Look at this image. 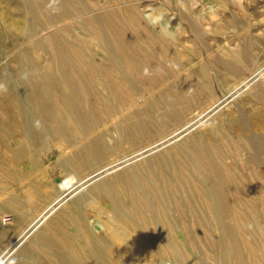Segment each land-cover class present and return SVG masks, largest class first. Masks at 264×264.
I'll list each match as a JSON object with an SVG mask.
<instances>
[{
  "label": "bare ground",
  "instance_id": "1",
  "mask_svg": "<svg viewBox=\"0 0 264 264\" xmlns=\"http://www.w3.org/2000/svg\"><path fill=\"white\" fill-rule=\"evenodd\" d=\"M23 2L26 9L22 15L25 18L37 17L45 13L44 10L51 14L47 15V23L39 29H24L23 26H17V23L13 26V22L5 25L6 32L11 35L13 42H25V46L17 52L11 50V53H8L9 57L12 56V60L19 64L15 74L11 77L0 75L16 87L9 100L10 109L1 107L0 116L4 119H15L13 128L26 136V141L24 140L13 153V163L26 159L32 165L29 173L40 170L39 159L48 163L47 168H51L53 162L63 168L70 161L75 164L77 162V165L83 168L98 164L104 158L106 145L103 139L104 134L108 132L105 130L94 137L91 132L104 122L101 112L114 115L124 112L115 122V126L127 137L134 136L142 125L151 124L146 99L150 96L156 98L155 86L164 83L168 73H173L178 79L179 88L173 89L170 85L164 87L159 94V102L166 105L180 104L188 102L194 95H199L198 99L209 100L204 110L206 112L218 106L224 97L220 91L214 94L215 88L205 66H201L198 71L190 69L189 73H176L180 61L174 42L165 37H153L146 26L136 20V16L128 15L129 11L128 14L123 12L122 16L117 17L113 10L105 9L106 12L99 17L84 18L80 22V27L85 29L86 35L96 32L98 26L100 28L96 33L103 58L98 61L95 52L87 51L75 37L77 35L74 36L73 24L66 28L67 34L63 35L58 30L65 18L80 12V6L77 5V10H72V2L65 0ZM125 24L133 27L137 35H141L142 41L135 38L137 35H131ZM105 29L108 34L104 35L102 32ZM160 30L162 33L166 32L163 27ZM124 48L143 52L136 61L122 59L118 52ZM235 57L241 59L237 52ZM22 73H27L26 80L21 79ZM249 74L238 86L251 80L252 75ZM138 85L143 86V90L136 92V95H139L134 100L130 94L135 93ZM252 94L259 96L255 88ZM113 98L119 99L116 104L113 103ZM132 100L141 101V105L133 107L135 102ZM171 110L180 120L186 116L184 107L173 106ZM197 113L198 111L191 113V120L182 121V127L186 128L197 122L200 115ZM161 115L163 117L165 113ZM143 116L146 118L141 119ZM37 120L41 125L39 130L35 124ZM209 123V132H200L195 142L187 145L176 144L167 155L156 153L147 164H140L132 169H129L132 164L129 168L123 166L116 175L92 186L89 201H86L88 195L79 194L72 200L70 208L49 219V214L54 212L53 206L75 190L74 182L77 176L67 169L53 176L52 186L53 183L57 184L61 190L58 196H53L49 188H44L40 182H34L33 190L42 199H49L46 209L25 228H30L41 218H44L43 221L47 220L46 227L39 229L37 234L36 244L41 250V258H35L31 254L34 245L32 240L21 249L19 256L8 264H54V260L59 264H81L76 256L82 254H88L101 264H162L151 250V239L155 237L150 236V231L151 227L159 222L167 228L165 224L169 221L166 216L170 213L167 208L181 212V217L187 212L193 213L196 207L200 211L203 209L209 215L210 222L218 223L224 234L235 228L244 230L249 223L248 216L254 211L252 208L257 207L258 201H264V187L260 184L259 172L261 162L253 154H247L246 166L240 164L241 170L232 168L227 159L238 161L243 156L242 149H246L244 142L238 139L237 133L230 129V124L220 115ZM41 133L58 137L61 142L67 144L64 150L68 148L69 152L65 154L64 150L56 148L60 151L49 149L46 155L36 156L29 153L27 147L32 144L30 138H35ZM85 134V141H78V136L83 137ZM248 143L253 146L251 141ZM46 148L47 146H42L43 151ZM104 169L106 167L88 173L79 179L78 184L83 186L84 181ZM0 172H5L1 166ZM14 178L18 179L20 175H14ZM231 195L236 198L234 202L229 198ZM248 201L251 203L245 208L243 203ZM184 204L190 205V210L185 209ZM248 208H251V211ZM47 209H50L49 213ZM17 213L19 217H23L20 212ZM193 217L195 219V216ZM194 219L191 223L193 228L198 224L202 225L203 222L198 220V217ZM182 221L186 224L185 218ZM19 224L17 221L15 226ZM96 228L102 229L103 232H97ZM169 228L171 226H168ZM159 237L164 254L172 252L177 256L181 244L169 237L168 233ZM255 246L256 248L253 244V247L249 248L248 258L253 264H264V252L258 248V244ZM61 247L66 253L58 255L55 259L49 251L56 252ZM231 256L230 253L229 262ZM245 258V255L241 256V259ZM184 260L186 261L185 258ZM196 263L199 262H191ZM231 264L242 263L232 259Z\"/></svg>",
  "mask_w": 264,
  "mask_h": 264
},
{
  "label": "rangeland",
  "instance_id": "2",
  "mask_svg": "<svg viewBox=\"0 0 264 264\" xmlns=\"http://www.w3.org/2000/svg\"><path fill=\"white\" fill-rule=\"evenodd\" d=\"M65 1L72 2V10L73 8L77 10L76 6H80V12L65 18L60 23L58 30L63 35L67 34L66 28L73 24L72 31L75 32L74 36L77 35L75 37L81 43L78 42L84 45L87 51H94L95 58L98 61L103 58L102 47H100L101 45L97 40L98 33H96L100 28L98 26L96 32H90L86 35L85 29L80 27V22L84 18L99 17L106 12L105 9L113 10L117 17L122 16L123 12L129 13V16H136V20L141 22L142 26H146L153 37H165L174 42L177 57L180 61L179 66L176 68V73H189L190 69L198 71L201 66H205L215 88L214 94L216 95L217 91H220L224 97L218 106L206 112L204 110H206V103L209 100L198 99L199 95H194V99L191 98L187 100L188 102L166 105L164 102L158 101L160 92L167 88V85H170L173 89L179 88L178 79L173 73H168L166 74L168 80L166 79L164 83H159L155 86L156 98L150 96L146 99L149 107L148 118H150L151 124L142 125L136 130L134 136L127 137L121 132L120 128L115 126V122L121 118L124 112H119L115 115L104 111L101 112L100 115L104 122L93 129L91 136L102 134L105 130L108 132V134H104L103 142L106 147L102 161L87 168L78 166L77 162L76 164L71 161L67 162L65 168L61 165L56 166V163L53 162L52 167L47 168L48 163L43 159H39L40 170L35 173H29L32 165L26 159L20 158L19 162L13 163L14 151L27 138L20 131L13 128L14 126L12 125H14L15 119L11 120L9 117L4 119L0 116V166L5 171L4 173L0 172V264H8L13 258L18 257L21 249L32 240L34 245L32 246L31 254L35 258H41V250L36 244V241H38L37 234L39 229L46 227L47 220L43 221L44 218H41L30 228H25L46 209L49 199H42L33 190L32 184L34 182H40L44 188H49L53 196H58L61 190L57 187V184L53 183L54 187L52 186L53 176L57 172L65 171L66 169L77 176L76 183L74 182L75 190L68 193L53 206L54 212L49 214V219L62 212V210L70 208L72 200L79 194L88 195L86 201H89V193H91L92 186L99 181H104L116 175L124 167L129 168V165L132 164L129 168L132 169L137 165L147 164L157 154L167 155L176 144L187 145V143L195 142L200 132H209V122L218 115L230 124V129L237 133L238 139L244 142V148H246L242 149L241 153L243 156L238 161L228 158L227 163L232 168L241 170L240 164H244V166L247 164L246 155L253 154L261 162L259 170L260 184L262 188L264 187V114H262V111H264V0ZM23 3V0H0V75L2 77H11L19 66L18 63L12 60V56L9 57L11 53L9 51L17 52L25 46V42H13L11 35L6 32V23L12 24L13 22V26L17 23V26H23L24 29H39L47 23V15H51L50 12L44 10V7L45 13L34 18H25L23 15L26 7ZM127 11L129 12L127 13ZM157 17H162V20L158 23L154 22ZM121 22L123 23V21ZM125 26L130 34L132 33L133 36L137 35V31L133 27L129 24H125ZM161 27L165 28L169 34L168 32L162 33ZM102 33L104 35L108 34L107 29ZM137 36L135 38L142 41V38L140 39L141 35ZM141 52L143 51L124 48L119 50L118 55L122 59L129 58L136 61L137 57L142 54ZM236 52L241 55V59L235 57ZM248 74L249 76L252 75L251 80L238 86L248 77ZM2 77L0 76V84L4 83L7 91L0 92V108L10 109L9 100L13 89L16 87L11 82L2 79ZM254 88L258 90L259 96L252 94ZM232 89L233 91H231ZM141 90H143V86L138 85L135 93L130 94L131 96L133 95L132 98L134 100L139 95L138 93L136 95V92ZM118 100V98H113L112 101L116 104ZM134 100L132 102H135ZM23 101L25 102L24 98ZM153 104H156V106H153ZM140 105L141 101H136L133 107H139ZM178 105L184 107L186 111V116L181 117V120L171 110L173 106ZM195 111L200 114L197 122L183 128L182 123L187 119L191 120L193 117L191 113ZM161 113H165V115L162 117ZM145 118L144 116L141 117V119ZM9 120L14 122L11 123ZM85 136L87 134L83 137L78 136V141L82 139V142H84ZM248 141H251L253 146ZM30 142L32 144L27 147V150L36 156L40 154L46 155L49 149L60 148V150H64L67 146L58 137L45 136L43 133L35 138H30ZM44 145L47 148L43 151L42 146ZM60 150L56 149L55 151L59 152ZM68 152V148L64 150L65 154ZM105 167L106 169L84 181L83 186L78 184L79 179L81 180L88 173ZM14 175H20V178L15 179ZM219 181L221 182V178ZM229 198L233 202L236 200L235 196L232 195ZM250 203V201L244 202L243 206L246 208ZM91 204L93 205V203ZM184 206L185 209L190 210V205L184 204ZM50 209H47L48 213ZM197 210L199 215L196 214ZM248 210L251 211V208H248ZM252 210L254 211L248 216L249 223L244 230L235 228L224 234L218 223L210 222L209 215L203 209L200 211L196 207V212L191 213L192 216L189 214L190 212H187L186 215L181 217V212L167 208V211L170 212L166 216L169 221L165 224L167 228L161 226L163 225L162 222L156 223L154 227H151L150 236L157 237L156 239H151L153 243L151 250L159 257L162 264H191L192 261L199 262L196 264H231L232 259L242 264H253L248 258L249 248L253 247V244L256 248L255 245L258 244V248L264 252V201H258L257 207L252 208ZM17 212H20L23 217H19ZM5 215H12L10 223H3L2 219ZM193 216H195V219L198 217V220L203 222L202 225L198 224L196 228H193L191 224L193 222L192 219H194ZM183 218L186 219V224L182 221ZM12 221L15 223L18 221L20 224L15 226ZM168 226H171V228L168 229ZM160 228L164 231L159 230ZM96 230L99 233L103 232L99 228H96ZM163 233H168L169 237H173L181 244L177 250V256L172 252H165L164 254L158 239ZM222 239L224 240L221 241ZM8 248L9 250H7ZM49 253L57 259L58 255L66 252L61 247L59 251L50 250ZM230 253L232 254L230 257L231 263L228 259ZM242 255L247 258L241 259ZM77 258L81 264H101L91 256L89 257L88 254L77 255ZM54 262V264H59L57 260H54Z\"/></svg>",
  "mask_w": 264,
  "mask_h": 264
},
{
  "label": "clouds",
  "instance_id": "3",
  "mask_svg": "<svg viewBox=\"0 0 264 264\" xmlns=\"http://www.w3.org/2000/svg\"><path fill=\"white\" fill-rule=\"evenodd\" d=\"M160 20H162V17H157L156 19H155V21L154 22H156V23H158ZM21 79H27V73H22L21 74ZM7 91V89H6V87L3 85V84H0V92H6ZM35 124H36V127H37V129L39 130V128H40V121H36L35 122Z\"/></svg>",
  "mask_w": 264,
  "mask_h": 264
},
{
  "label": "built area",
  "instance_id": "4",
  "mask_svg": "<svg viewBox=\"0 0 264 264\" xmlns=\"http://www.w3.org/2000/svg\"><path fill=\"white\" fill-rule=\"evenodd\" d=\"M11 220H12V215H5L2 219L4 224L10 223Z\"/></svg>",
  "mask_w": 264,
  "mask_h": 264
}]
</instances>
